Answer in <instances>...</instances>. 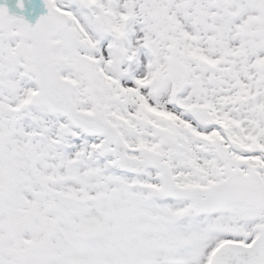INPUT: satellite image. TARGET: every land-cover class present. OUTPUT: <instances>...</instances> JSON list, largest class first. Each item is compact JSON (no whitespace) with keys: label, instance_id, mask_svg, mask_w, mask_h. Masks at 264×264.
Wrapping results in <instances>:
<instances>
[{"label":"snow or ice","instance_id":"obj_1","mask_svg":"<svg viewBox=\"0 0 264 264\" xmlns=\"http://www.w3.org/2000/svg\"><path fill=\"white\" fill-rule=\"evenodd\" d=\"M42 3L0 6V264H264V0Z\"/></svg>","mask_w":264,"mask_h":264},{"label":"water","instance_id":"obj_2","mask_svg":"<svg viewBox=\"0 0 264 264\" xmlns=\"http://www.w3.org/2000/svg\"><path fill=\"white\" fill-rule=\"evenodd\" d=\"M41 14H46V8L42 9L41 11H37L32 7V5L28 2H26L25 8L22 11V16L25 18V20L28 21L30 24H35L37 19Z\"/></svg>","mask_w":264,"mask_h":264}]
</instances>
